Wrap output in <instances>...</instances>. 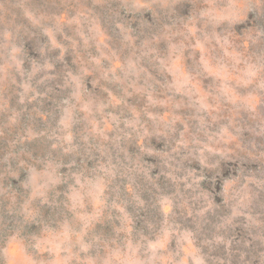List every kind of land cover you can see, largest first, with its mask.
I'll return each instance as SVG.
<instances>
[{"label":"rangeland","instance_id":"rangeland-1","mask_svg":"<svg viewBox=\"0 0 264 264\" xmlns=\"http://www.w3.org/2000/svg\"><path fill=\"white\" fill-rule=\"evenodd\" d=\"M0 264H264V0H0Z\"/></svg>","mask_w":264,"mask_h":264}]
</instances>
